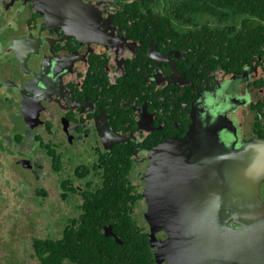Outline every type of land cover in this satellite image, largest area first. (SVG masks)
Instances as JSON below:
<instances>
[{
  "label": "flooded vegetation",
  "instance_id": "af4514ba",
  "mask_svg": "<svg viewBox=\"0 0 264 264\" xmlns=\"http://www.w3.org/2000/svg\"><path fill=\"white\" fill-rule=\"evenodd\" d=\"M194 117L264 139V0H0L1 261L43 264L117 165L142 195Z\"/></svg>",
  "mask_w": 264,
  "mask_h": 264
},
{
  "label": "water",
  "instance_id": "95a60500",
  "mask_svg": "<svg viewBox=\"0 0 264 264\" xmlns=\"http://www.w3.org/2000/svg\"><path fill=\"white\" fill-rule=\"evenodd\" d=\"M222 122L194 117L149 152L142 196L157 264H264V139L228 146ZM105 234L123 243L112 226Z\"/></svg>",
  "mask_w": 264,
  "mask_h": 264
},
{
  "label": "trees",
  "instance_id": "16d2710c",
  "mask_svg": "<svg viewBox=\"0 0 264 264\" xmlns=\"http://www.w3.org/2000/svg\"><path fill=\"white\" fill-rule=\"evenodd\" d=\"M113 172L96 193L94 208H86L78 231H67L63 239L48 241L50 254L43 264H157L150 245L148 225L140 224L134 204L141 193L131 186L127 170ZM111 183V184H110ZM112 224L114 236H106L102 227Z\"/></svg>",
  "mask_w": 264,
  "mask_h": 264
},
{
  "label": "rangeland",
  "instance_id": "374dc122",
  "mask_svg": "<svg viewBox=\"0 0 264 264\" xmlns=\"http://www.w3.org/2000/svg\"><path fill=\"white\" fill-rule=\"evenodd\" d=\"M143 207H144V205H143ZM141 207H139V210H141L140 209ZM4 237H7L6 235H3ZM7 250L6 249H4V250H1L0 249V264H5V262L2 260L1 261V259H3V258H5L6 257V255H7ZM7 258H8V256H7Z\"/></svg>",
  "mask_w": 264,
  "mask_h": 264
}]
</instances>
